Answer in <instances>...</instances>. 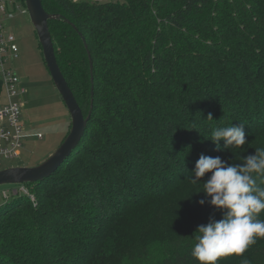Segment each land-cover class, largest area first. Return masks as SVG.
<instances>
[{"label":"trees","instance_id":"1","mask_svg":"<svg viewBox=\"0 0 264 264\" xmlns=\"http://www.w3.org/2000/svg\"><path fill=\"white\" fill-rule=\"evenodd\" d=\"M42 1L61 16L49 20L57 60L92 113L67 161L23 184L37 204L24 192L6 197L0 264H200L191 236L222 212L199 203L202 182L186 184L201 154L225 160L237 149L207 137L245 123V145L264 147V0ZM80 32L94 62L92 108ZM168 213L184 216L179 236L148 237ZM244 260L264 264V238L217 264Z\"/></svg>","mask_w":264,"mask_h":264},{"label":"clouds","instance_id":"2","mask_svg":"<svg viewBox=\"0 0 264 264\" xmlns=\"http://www.w3.org/2000/svg\"><path fill=\"white\" fill-rule=\"evenodd\" d=\"M206 119L214 118L209 114ZM244 124L232 122L230 126L215 127L207 139L216 144L217 150L240 148L247 142ZM241 161L229 163L220 156L201 154L191 171L192 183L202 182V190L193 192L205 194L199 203H210L222 212V218L211 216L191 236L192 256L200 264H217L221 256L241 255L256 238H264V220L258 218L264 211V187L257 183V178L264 176V147L256 148L254 154L243 156ZM206 173L211 175L202 181Z\"/></svg>","mask_w":264,"mask_h":264},{"label":"rangeland","instance_id":"3","mask_svg":"<svg viewBox=\"0 0 264 264\" xmlns=\"http://www.w3.org/2000/svg\"><path fill=\"white\" fill-rule=\"evenodd\" d=\"M13 1L18 4L22 3L21 0ZM15 6L14 4L10 5L14 10L15 17L11 19L4 18V23L7 29L16 35L19 57L13 62V67L27 87V93L22 96V101L25 103L22 108V122L26 134L42 133L43 137L29 136L26 138L19 157L12 159L3 158L5 168L30 167L46 160L64 141L69 133L71 124L68 108L56 88L45 63L39 38L30 14L22 13ZM256 148H261L258 142L254 145H244L234 150L231 154L226 155L225 160L229 163H242L243 156L254 154ZM210 175L211 173H206L201 180L203 181L204 178H208ZM186 185L189 188L195 184L190 179ZM14 188H17L18 193L24 192L31 196L35 204H37L35 195L31 193V190L26 185L7 183L0 185V207L7 200L4 191L8 193L7 197L12 196L15 192V190L12 191ZM168 214V217L164 219L166 226L147 229L145 233L148 237H153L158 233H164V239L179 236L176 233V227L184 220V216L182 213L176 215ZM126 222L125 220L122 222V228ZM119 232H123V229H119ZM108 255L109 251H107V257Z\"/></svg>","mask_w":264,"mask_h":264},{"label":"water","instance_id":"4","mask_svg":"<svg viewBox=\"0 0 264 264\" xmlns=\"http://www.w3.org/2000/svg\"><path fill=\"white\" fill-rule=\"evenodd\" d=\"M25 3L28 9V13L30 14L31 21L36 30L37 36L39 38L47 68L70 113L71 128L61 145L49 158H47L43 162L30 167H10L0 170V185L7 183L24 184L28 182H38L52 176L59 169V167L67 161L73 151L80 144L83 136L85 135L92 113V111L90 110L87 116L84 115V112L65 75L63 74L57 60L54 41L49 26V20L59 19L61 18V16L49 13L45 9L42 0H25ZM76 29L78 28L76 27ZM80 34L82 35V38L84 40L90 60L92 81V108L95 94L93 72L94 62L87 40L81 32Z\"/></svg>","mask_w":264,"mask_h":264},{"label":"built area","instance_id":"5","mask_svg":"<svg viewBox=\"0 0 264 264\" xmlns=\"http://www.w3.org/2000/svg\"><path fill=\"white\" fill-rule=\"evenodd\" d=\"M21 1L22 3L18 4L13 0H0V170L5 169L3 158L12 159L21 155L26 138L43 137L42 133H25L21 115L25 106L22 96L27 93V87L13 67V62L19 57L16 35L8 30L4 23V18L15 17L10 5L14 4L22 13H28L25 0ZM13 190L14 194H18L17 188ZM4 195L7 197L8 193L4 191Z\"/></svg>","mask_w":264,"mask_h":264}]
</instances>
